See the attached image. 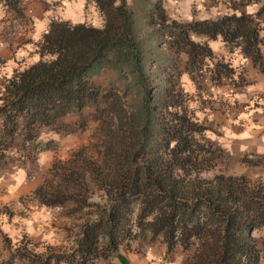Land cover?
Masks as SVG:
<instances>
[{
	"label": "trees",
	"instance_id": "1",
	"mask_svg": "<svg viewBox=\"0 0 264 264\" xmlns=\"http://www.w3.org/2000/svg\"><path fill=\"white\" fill-rule=\"evenodd\" d=\"M0 2L16 11L24 9L23 0ZM95 2L104 15L103 27L53 21L40 43L42 58L16 70L0 86V160L7 150L29 157L40 149L44 131L66 130L67 124L62 121L66 115L80 113L89 102L98 103L103 89L91 78L104 69L126 71L138 80L148 75L151 68L146 66L139 39L136 10L127 0ZM151 7L160 18L157 24L169 19L161 1ZM260 22L257 16L245 12L190 23L173 20L170 38L187 55L188 62L202 71L206 56L216 57L214 52L219 50L210 41L221 36L230 50L224 56L226 61L218 62L220 70L214 78L225 84V78L236 68L246 71L244 61L251 60L264 71V40L260 35L264 27ZM192 33L205 37L203 42L196 41ZM238 59L242 63L236 65ZM172 76L168 81L183 89L179 79ZM239 78L235 85H247L245 76L239 74ZM169 88L166 81L156 100L163 110L147 104L138 116H126L125 124L120 121L117 128L130 139L123 143L121 155L127 159L136 155L131 161L133 167L125 162L111 179L101 176L107 186L117 189L109 215L112 225L121 229L111 237V248L121 241L132 198L142 196L148 203L145 215L152 218L153 232L164 235L168 252L178 245L192 250L189 264H264L253 235L254 230L264 228V181L225 172L203 176L202 164L208 156L197 137L202 125L190 116L178 93L173 95L172 104L169 102ZM112 136L117 139L120 135L114 132ZM96 171L98 174L103 167ZM44 202L53 205L61 201L53 197ZM95 237L84 234L80 241L81 264H88L94 254L99 256Z\"/></svg>",
	"mask_w": 264,
	"mask_h": 264
},
{
	"label": "rangeland",
	"instance_id": "2",
	"mask_svg": "<svg viewBox=\"0 0 264 264\" xmlns=\"http://www.w3.org/2000/svg\"><path fill=\"white\" fill-rule=\"evenodd\" d=\"M80 1L83 10L81 20L84 21L81 23L103 27L104 15L95 0L86 2L69 0L65 3L61 1L57 4L61 9L59 15L64 17V14H67L66 9L79 7ZM157 1L162 2L169 18L161 25L156 23L160 19L159 16L151 10V6ZM127 2L139 15L138 35L146 58V66L150 65L151 68L148 75L145 74V80L144 78L138 80L126 71L104 69L99 75L91 78L103 89L98 103L89 102L80 113L66 115L62 119L67 124L66 130L44 131L40 137V149L31 153L29 157L23 158L7 150L6 156L0 160L2 194H5L6 184L14 182L13 176L20 169L26 171V178L29 180L39 181L34 190L20 196H17L16 192H11V199L6 198L0 207V215H3L5 220L19 218L18 224L15 220L12 231H18L19 235L23 234V238L15 237L17 247L7 254L8 258L18 264H81L79 249L84 234L96 236L100 252L98 257L95 254L90 256L88 264H111L120 247L138 250L163 243L167 247L164 235L153 232L149 222L152 218L145 215L148 203L143 202L141 196L132 198V211L125 227L123 226L121 241L111 248L109 243L111 237L117 235L121 229L120 225H112L109 215L111 205L116 202L117 189L107 186L105 180L101 178L102 176L106 179L109 175L111 179L114 174L119 173V165L122 163L126 162L133 167L131 161L136 154L128 159L122 156L123 143L130 140L129 135L124 131L118 132L117 128L120 127V121L122 125L125 124L126 116H138L147 104L152 103L155 109L163 110L164 107L156 100L166 81L171 92L169 102L172 104L173 95L178 93L180 100L188 106L190 116L202 125L197 137L200 138L208 156L202 164L203 176L212 177L215 173L225 172L231 175L244 174L251 180L264 181V155L256 153L249 158L226 151L208 136L210 124L201 121L196 114L201 105V98L208 94L210 85H218L222 89L225 88L227 93L234 94L236 90L254 83L253 79L264 71L260 70L259 65H254L248 60L246 71L236 68L232 74L230 72V77L225 78V84H220L214 78L220 70L217 64L220 60H225L224 56L228 55L230 50L221 36L215 41H210L212 46H218L219 50L214 52L216 57L206 56L202 62V71H199L192 62H188L187 55L181 52L180 46L172 43L170 38L173 30L170 24L173 20L178 23H190L207 18L214 19L231 12L247 13L249 5L254 7V4H258V10L254 15L264 27V0H127ZM21 5L27 6L24 0ZM23 10H14L18 19L17 24L20 20L29 22L26 16H22ZM151 19L155 22H151ZM57 20L74 25L73 21ZM260 35L264 40V28L261 29ZM192 36L196 41L202 42L205 38L195 33H192ZM40 49L39 47V51ZM261 50L264 53V45ZM238 58H241L240 54ZM239 74L246 77L247 85L242 87L235 85V81L240 79ZM172 75L179 79V85L181 83L183 89L179 86L178 90L173 82L171 84L168 81ZM191 81L198 87L196 93L189 92L188 84ZM154 93L157 95L156 98ZM165 114L171 117L167 110ZM114 132L120 135L117 139L112 136ZM100 166L103 167V171L97 174L96 168ZM54 190L59 192L55 193ZM53 197H58L61 202L53 205L44 202ZM38 207L47 208L49 213L48 241L43 242L41 246L30 237L26 231L27 227L22 222L23 218H28L30 212ZM41 235L45 237L46 234ZM253 235L262 251L264 263V228L254 230ZM191 253L192 250H185L178 245L169 252L167 248L166 258H178L180 264H189Z\"/></svg>",
	"mask_w": 264,
	"mask_h": 264
},
{
	"label": "crops",
	"instance_id": "3",
	"mask_svg": "<svg viewBox=\"0 0 264 264\" xmlns=\"http://www.w3.org/2000/svg\"><path fill=\"white\" fill-rule=\"evenodd\" d=\"M61 1L65 3L69 0H24L27 6L24 7L22 16H26L29 22L20 20L19 24L15 11L0 2V86L16 70L25 69L42 58L40 42L53 21L65 19L74 24L84 22L81 20L82 1L79 2V7L66 9L67 14L62 11L64 17L59 15L61 9L57 5ZM257 7L258 4H254V7L249 5L250 9L246 12L254 14ZM240 63L241 59L236 60V65ZM244 63L247 64L246 61ZM253 80L254 83L236 90L234 94L227 93L225 88L218 85H210L208 94L202 96L201 105L196 110L198 118L210 124L208 136L212 140L231 154L238 153L249 158L256 153L264 155V73L260 72ZM188 85L189 92H197L198 87L194 81ZM26 174L24 169L18 170L13 176L14 182L6 184L5 194L0 190V207L6 198L11 199V192L20 196L36 188L38 179L29 180ZM48 216L47 208L38 207L30 212L28 218L22 219L24 226L30 230L26 228V231L38 241L39 246L48 241ZM4 218L0 215V264H18L8 258L7 254L17 247L15 237L22 239L23 234L12 231L15 217L8 221ZM16 223H19V218ZM41 234L46 235L43 237ZM166 255L167 247L164 243L138 250L120 247L111 264H180L178 258H166Z\"/></svg>",
	"mask_w": 264,
	"mask_h": 264
}]
</instances>
